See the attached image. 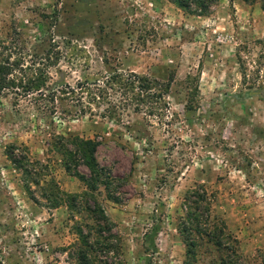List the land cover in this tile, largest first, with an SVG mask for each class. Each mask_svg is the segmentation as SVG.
Returning <instances> with one entry per match:
<instances>
[{"label":"rangeland","instance_id":"1","mask_svg":"<svg viewBox=\"0 0 264 264\" xmlns=\"http://www.w3.org/2000/svg\"><path fill=\"white\" fill-rule=\"evenodd\" d=\"M0 66L7 79L26 68L40 89L0 96V264H77L74 229L87 233L84 225L94 224L50 202L45 180L60 195L84 190L46 152L54 134L97 137L98 164L125 181L121 204L101 188L94 194L119 241L106 263L182 264L175 224L181 197L199 186L241 263L264 264V15L257 3L219 0L208 16L183 18L165 0H0ZM130 73L153 81L148 92L160 101L137 104L134 85L124 95L103 85L115 75L132 83ZM91 83L103 89L99 99L76 87ZM79 110L82 117H66ZM209 249L202 246L196 264L211 259Z\"/></svg>","mask_w":264,"mask_h":264},{"label":"trees","instance_id":"2","mask_svg":"<svg viewBox=\"0 0 264 264\" xmlns=\"http://www.w3.org/2000/svg\"><path fill=\"white\" fill-rule=\"evenodd\" d=\"M165 1L185 16L205 17L211 13L212 8L217 5L219 0ZM226 1L228 3L232 2V0ZM239 1L247 6L257 3L264 15V0ZM7 70V67L0 66V96L8 92L7 90L9 89L8 93L22 98L29 97L33 93L39 94L40 89L37 84V76H28L26 74L27 69L24 68V74L20 75L21 78L14 79L12 76V78L7 79L6 76L11 74ZM125 79L132 81V83H127L123 77L115 75L107 78L103 85L107 87L108 83H110V85L122 91L123 95L129 93V88L132 89L134 85V97L132 96L131 99L137 104H145L147 102V104L154 105L160 101L157 95L153 96L152 93L148 92L155 88L153 81L132 73ZM167 81L171 82V79ZM168 82L162 84L164 91L169 88ZM88 86H92L93 89H89ZM124 86L127 88L126 90H123ZM65 87L68 86L65 85ZM76 87L77 89L90 91L97 99H99L100 94L103 92V89L97 83L88 85L77 84ZM72 91L74 90L67 89V93H72ZM17 92L20 94H17ZM58 92L65 95L61 90ZM134 110L137 111L138 108H134ZM83 114L84 111L79 110L78 113L67 114L66 117L71 119V117H82ZM49 141L46 143V146H48L46 152H54L58 156V164L64 172L69 176L75 177L84 186V190L78 195H60L56 191L53 179L45 180L43 181L44 187H46L48 196H52L50 202L54 207L63 202L77 214L81 212L86 213L88 218L94 222L93 225H84L87 233L80 226L74 229L79 240L78 248L74 253L76 262L77 264H108L104 259L108 256L107 254L117 249L119 241L117 233L114 231L115 225L107 217L94 194L99 195L101 188L106 200L116 205L121 204L119 188L122 187L125 181L124 179L118 180L112 177L108 169L98 164L96 151L101 145V141L97 140V137L81 138L72 135L54 134L51 135ZM22 153H25V150ZM22 153L21 160L24 161L22 164L28 166L30 162L27 159V155ZM6 156L13 166H21V162L15 160L11 152L7 153ZM37 172L39 173V171ZM180 209L182 211L175 224V229L184 247L182 264H196L199 250L204 245L210 247L208 252L212 256L205 264H242L236 240L231 239L229 233H225L222 221H218L217 223L216 221L212 222L213 219L209 216V204L206 202L205 193L199 186L185 191L181 197ZM92 226L94 227L92 228ZM90 238H93L92 242L89 241ZM231 243L232 246L230 245ZM225 244L228 253H226V256H223L224 249L222 247Z\"/></svg>","mask_w":264,"mask_h":264},{"label":"crops","instance_id":"3","mask_svg":"<svg viewBox=\"0 0 264 264\" xmlns=\"http://www.w3.org/2000/svg\"><path fill=\"white\" fill-rule=\"evenodd\" d=\"M225 1H226V0H225ZM226 3H227V2H226ZM169 5H170V4H169ZM170 6H172V5H170ZM172 7H173V6H172ZM173 8H174V7H173ZM236 8H237L238 11H241V10H242V11H245V10H244L245 8H242L241 5H237ZM175 9H176V8H175ZM176 10H177V9H176ZM177 11H179V10H177ZM179 13L181 14V16H183V18H185V16H184L180 11H179ZM189 17H192V18H201V17H197V16H189Z\"/></svg>","mask_w":264,"mask_h":264}]
</instances>
